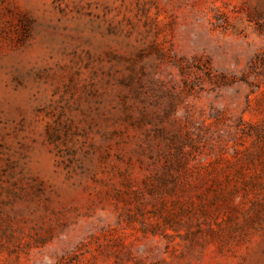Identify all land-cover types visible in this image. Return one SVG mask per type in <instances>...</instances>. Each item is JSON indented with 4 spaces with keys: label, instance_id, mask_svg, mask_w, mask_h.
<instances>
[{
    "label": "rangeland",
    "instance_id": "374dc122",
    "mask_svg": "<svg viewBox=\"0 0 264 264\" xmlns=\"http://www.w3.org/2000/svg\"><path fill=\"white\" fill-rule=\"evenodd\" d=\"M0 264H264V0H0Z\"/></svg>",
    "mask_w": 264,
    "mask_h": 264
}]
</instances>
